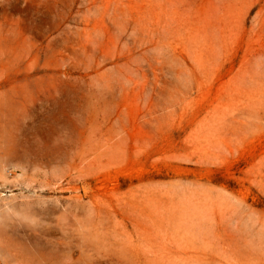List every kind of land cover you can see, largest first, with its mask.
<instances>
[{"label": "rangeland", "instance_id": "rangeland-1", "mask_svg": "<svg viewBox=\"0 0 264 264\" xmlns=\"http://www.w3.org/2000/svg\"><path fill=\"white\" fill-rule=\"evenodd\" d=\"M0 264H264V0H0Z\"/></svg>", "mask_w": 264, "mask_h": 264}]
</instances>
